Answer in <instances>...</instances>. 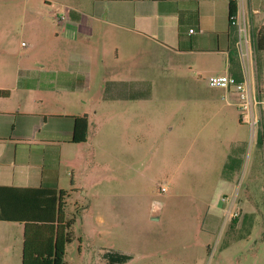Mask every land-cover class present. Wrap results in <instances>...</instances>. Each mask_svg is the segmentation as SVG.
<instances>
[{"label":"rangeland","instance_id":"1","mask_svg":"<svg viewBox=\"0 0 264 264\" xmlns=\"http://www.w3.org/2000/svg\"><path fill=\"white\" fill-rule=\"evenodd\" d=\"M44 3L0 0V37L14 55L53 39L38 13ZM118 46L108 79L142 78L143 92L93 109L88 144L65 162L74 169L63 183L73 189L64 207L72 237L66 264H100L104 252L118 264H264V141L252 142L249 128L242 154L227 138L197 133L202 121L234 119L207 74L173 70L147 44L138 53ZM83 181L88 188L79 193ZM158 208L166 216L152 220ZM0 264L21 263L9 256Z\"/></svg>","mask_w":264,"mask_h":264},{"label":"crops","instance_id":"2","mask_svg":"<svg viewBox=\"0 0 264 264\" xmlns=\"http://www.w3.org/2000/svg\"><path fill=\"white\" fill-rule=\"evenodd\" d=\"M37 1L45 2L38 13L52 28L53 39L34 41L14 55L0 37V186L66 190L63 183L73 177L74 169L65 162L88 144L92 110L102 101L137 99L143 92L142 78L108 79V68L119 57L118 45L138 53L147 44L163 51L173 70L207 77L221 73L242 77L247 65L251 90L259 100L255 106L259 121L250 134L252 142L264 141V49L255 47L252 34L256 29L264 33V0H240L250 40L245 60L228 19L231 0H65L60 9H53L51 0ZM60 12L67 17L56 31ZM101 24L106 26L102 32ZM217 88L214 99L223 98L234 119L202 121L197 133L227 138L244 154L250 126L241 119L236 94ZM224 111L218 108L216 113ZM83 115L88 123L86 140L73 142L75 117ZM92 172L88 169L90 181ZM82 183V188L74 187L79 193L88 188ZM66 191L69 197L73 189ZM166 212L158 208L150 217L161 220ZM23 232V222L0 220V259L14 256L21 263ZM71 242L70 235L64 257ZM99 260L118 264L107 252Z\"/></svg>","mask_w":264,"mask_h":264},{"label":"trees","instance_id":"3","mask_svg":"<svg viewBox=\"0 0 264 264\" xmlns=\"http://www.w3.org/2000/svg\"><path fill=\"white\" fill-rule=\"evenodd\" d=\"M235 12L236 4L231 2L228 19ZM252 34L255 47L264 49V33L256 29ZM87 125L85 115L75 117L73 142L86 140ZM67 196L64 189L0 186V220L24 223L21 264H66L65 245L70 241L71 225L63 212Z\"/></svg>","mask_w":264,"mask_h":264},{"label":"built area","instance_id":"4","mask_svg":"<svg viewBox=\"0 0 264 264\" xmlns=\"http://www.w3.org/2000/svg\"><path fill=\"white\" fill-rule=\"evenodd\" d=\"M236 4V12L230 14L229 23L236 28L237 41L236 45L240 52L241 58L245 60L248 58L250 40L248 39L247 27L244 20V13L241 8L240 0H231ZM67 15L62 12L56 16V22L62 23L66 19ZM193 32V29L189 30ZM247 65L244 66L243 75L240 78L230 74H212L206 78L207 84L210 87H220L226 90H232L238 99V107L241 111V119L247 122L253 132L258 124V117L255 114V106L259 103L258 98L251 90V86L247 77ZM165 189V188H163Z\"/></svg>","mask_w":264,"mask_h":264},{"label":"water","instance_id":"5","mask_svg":"<svg viewBox=\"0 0 264 264\" xmlns=\"http://www.w3.org/2000/svg\"><path fill=\"white\" fill-rule=\"evenodd\" d=\"M152 219H156V217H155V216H153V217H152Z\"/></svg>","mask_w":264,"mask_h":264}]
</instances>
